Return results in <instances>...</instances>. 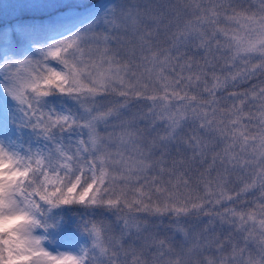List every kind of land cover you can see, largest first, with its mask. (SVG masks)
<instances>
[{
  "label": "snow or ice",
  "instance_id": "obj_1",
  "mask_svg": "<svg viewBox=\"0 0 264 264\" xmlns=\"http://www.w3.org/2000/svg\"><path fill=\"white\" fill-rule=\"evenodd\" d=\"M249 192L248 211L225 203ZM74 207L117 223L50 251L56 210ZM2 221L0 264H264V0L0 7Z\"/></svg>",
  "mask_w": 264,
  "mask_h": 264
},
{
  "label": "rangeland",
  "instance_id": "obj_2",
  "mask_svg": "<svg viewBox=\"0 0 264 264\" xmlns=\"http://www.w3.org/2000/svg\"><path fill=\"white\" fill-rule=\"evenodd\" d=\"M17 0H0V7L9 9L12 4H15ZM84 3L94 4L97 0H83ZM158 2L166 3L167 0H158ZM193 59L194 61H201V55L199 52H196L193 49ZM202 62V61H201ZM209 83H211V77L209 76ZM261 82V78L257 76V78L250 80L247 83H240L235 86L229 85L227 89H220V93L227 95V92L235 91L237 93H243L249 89L250 84H258ZM207 95V94H204ZM133 103H137L139 105L138 109H133V113L143 108V104L137 101H133ZM253 112L258 114V108L253 107L251 109ZM255 123V121L253 122ZM224 183L226 184V190L230 189L229 194H234L235 191H239L241 184V178L236 175H225ZM255 191V190H253ZM196 192L200 195H203L202 188H197ZM237 201H239L237 203ZM259 202V194L254 197L251 192L247 194L241 195V197L234 196L233 201H226V204H230L231 206L242 209L245 211L250 210L255 207V204ZM207 207V205H206ZM218 209L222 208V205L216 206ZM60 213V218L55 222L56 226L51 229V243L46 244V247L52 251H71V252H79L81 246H85L89 243L86 234L82 232V226L84 223L88 222H96L103 218L108 224L113 226L116 225L117 219L110 214H104L103 217L100 213H97L95 216L90 215L91 209H84L82 207H74L68 208L65 210H56ZM140 215H145L141 213ZM157 218L148 217L146 220V224L150 230H159L162 233L167 231L170 227V222L168 217L163 218L162 223H154ZM202 220H208L209 217H201ZM227 225H224L221 229H218L217 235L220 234L221 231L227 235ZM259 252L258 246L254 240L249 241L248 249L246 252L251 253L252 255H257ZM55 254V253H54Z\"/></svg>",
  "mask_w": 264,
  "mask_h": 264
},
{
  "label": "clouds",
  "instance_id": "obj_3",
  "mask_svg": "<svg viewBox=\"0 0 264 264\" xmlns=\"http://www.w3.org/2000/svg\"><path fill=\"white\" fill-rule=\"evenodd\" d=\"M10 223V221H2L0 222V227L7 226Z\"/></svg>",
  "mask_w": 264,
  "mask_h": 264
},
{
  "label": "trees",
  "instance_id": "obj_4",
  "mask_svg": "<svg viewBox=\"0 0 264 264\" xmlns=\"http://www.w3.org/2000/svg\"><path fill=\"white\" fill-rule=\"evenodd\" d=\"M220 94V90H218V95Z\"/></svg>",
  "mask_w": 264,
  "mask_h": 264
}]
</instances>
